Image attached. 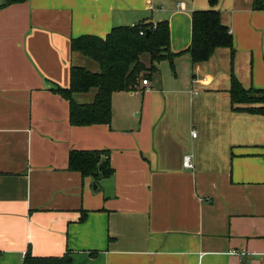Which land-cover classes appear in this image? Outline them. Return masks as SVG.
Returning a JSON list of instances; mask_svg holds the SVG:
<instances>
[{"label":"crops","instance_id":"1","mask_svg":"<svg viewBox=\"0 0 264 264\" xmlns=\"http://www.w3.org/2000/svg\"><path fill=\"white\" fill-rule=\"evenodd\" d=\"M3 0H0V4ZM254 3L259 8L254 7ZM207 0H25L0 6V264H264V116L233 110L231 71L264 88V0L212 9L234 51L192 63L191 14ZM169 23L173 70L117 91L107 124L74 126L55 87L69 85L70 39ZM85 67V66H84ZM95 89L74 94L92 100ZM196 135L192 136L191 131ZM71 150H105L113 173L68 168ZM190 154L192 169L182 165ZM97 182V187L94 184Z\"/></svg>","mask_w":264,"mask_h":264},{"label":"trees","instance_id":"2","mask_svg":"<svg viewBox=\"0 0 264 264\" xmlns=\"http://www.w3.org/2000/svg\"><path fill=\"white\" fill-rule=\"evenodd\" d=\"M25 0H3L6 6ZM210 9L196 10L191 14V41L185 51L192 63L207 60L215 48L228 47L230 62L233 60L232 39L228 28L221 23L218 10L212 9L218 0H207ZM255 8H259L254 3ZM143 32L140 34V32ZM71 52H77L93 60L98 71L71 64L69 85L55 87L68 102L69 123L74 126L107 124L111 119V97L117 91H136L139 82L151 78L157 64L166 60L173 70V59L177 54L170 50L169 23L166 19L155 23L141 21L133 25L114 26L104 36L84 34L70 39ZM95 89L89 102H77L74 94ZM230 105L233 110H243L264 116V88H245L230 73ZM68 168L78 171L81 176H92L96 180L109 176L113 169L109 153L105 150H71ZM69 253L62 256H34L29 251L22 264H71Z\"/></svg>","mask_w":264,"mask_h":264},{"label":"built area","instance_id":"3","mask_svg":"<svg viewBox=\"0 0 264 264\" xmlns=\"http://www.w3.org/2000/svg\"><path fill=\"white\" fill-rule=\"evenodd\" d=\"M143 32L141 31L140 34H142ZM141 84L142 85H147L148 84V79L144 78L141 80ZM191 135L192 136H195L196 135V132L193 130L191 131ZM182 165L184 168L186 169H192L194 167V163H193V160H192V156L190 154H185L183 157H182Z\"/></svg>","mask_w":264,"mask_h":264},{"label":"rangeland","instance_id":"4","mask_svg":"<svg viewBox=\"0 0 264 264\" xmlns=\"http://www.w3.org/2000/svg\"><path fill=\"white\" fill-rule=\"evenodd\" d=\"M79 55H81V54H79ZM81 57H84V59H87V61H90L91 63H94V65H95L94 67H90L89 65H83V66H85L88 70H91V71H98V66H97V64H96L93 60H91V59H89L88 57H85V56H83V55H81ZM161 63L165 64V61L160 62L159 65H160ZM165 65H166V64H165Z\"/></svg>","mask_w":264,"mask_h":264},{"label":"water","instance_id":"5","mask_svg":"<svg viewBox=\"0 0 264 264\" xmlns=\"http://www.w3.org/2000/svg\"><path fill=\"white\" fill-rule=\"evenodd\" d=\"M96 184H97V182H95V184H94V188H96V187H97V185H96Z\"/></svg>","mask_w":264,"mask_h":264}]
</instances>
